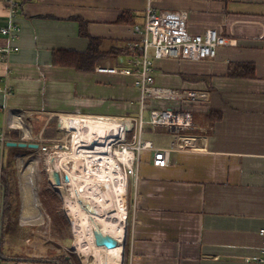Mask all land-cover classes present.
<instances>
[{
	"label": "crops",
	"instance_id": "0c3cea01",
	"mask_svg": "<svg viewBox=\"0 0 264 264\" xmlns=\"http://www.w3.org/2000/svg\"><path fill=\"white\" fill-rule=\"evenodd\" d=\"M148 2L26 0L18 17L19 40L10 42L0 33V87L5 77L11 85L8 94L0 90V131L14 130L13 120L24 135L32 128L43 137L50 135L55 119L69 130L77 117L71 115L138 116L136 76L99 67H130L134 25L144 22ZM153 5L188 11L191 34L213 28L235 44L219 48L213 59L154 63L157 86L206 91L208 99L145 102L148 116L152 108L191 110L195 128L186 134L197 144L173 149L165 167L153 164L151 151L143 152L140 177L133 180L129 264H264L255 259L262 255L259 230L264 228V0H154ZM7 21L5 0H0V27ZM90 38L99 40L105 54L92 66L54 63L55 52H84ZM10 44L20 50L5 58L2 49ZM99 116L85 117L107 119ZM83 117L78 121L95 126ZM120 120L115 124L122 135ZM144 139L159 147L175 140L150 125ZM5 240L2 264H51L15 261L18 254L7 250Z\"/></svg>",
	"mask_w": 264,
	"mask_h": 264
},
{
	"label": "built area",
	"instance_id": "2783aa9c",
	"mask_svg": "<svg viewBox=\"0 0 264 264\" xmlns=\"http://www.w3.org/2000/svg\"><path fill=\"white\" fill-rule=\"evenodd\" d=\"M26 0H5L7 24L0 27V33L6 36L10 42L19 40L22 28L18 22ZM154 0H149L145 14V20L142 24H135L136 42L131 44L132 59L130 67H99V70L111 73H121L136 76V85L141 90V108L138 116L134 117H114L99 115H71V116H99L108 118H119L123 125V134L115 131L110 137V149L105 156L116 158L122 151H131L130 164L123 163V170L128 178L136 182L139 179V169L144 151L153 153V164L159 167H165L170 164V154L173 149H186L196 147L197 138L186 134L188 130L195 128L194 114L188 109L176 108H152L148 118L145 114V102L150 98L178 99L181 101H205L208 99L206 91H179L172 88L160 87L155 84L154 63L161 59H189L204 60L213 59L218 56L219 48L226 45L235 44L234 39L227 37L213 28L206 29L201 34H191L187 28L189 13L186 10H156L153 5ZM19 46L10 44L4 46L2 51L5 58L19 51ZM3 85L0 90L8 94L11 91V85L8 79L2 78ZM15 114L13 115V117ZM62 115H60L59 119ZM19 122V121H18ZM59 124L62 126L60 120ZM154 128H163L167 130L175 140L170 146H155L151 141L144 139V133L147 126ZM14 130H18L20 138L17 140H30L29 142H38L39 148H43L42 143L45 139L36 134L31 128L30 136L23 134V129L19 123H9ZM67 129V127H65ZM67 136H70L71 130H68ZM9 141L6 130L0 131V142L5 144ZM66 141V140H65ZM38 148V149H39ZM64 149L62 154L71 153V143L66 141L61 145ZM39 149V150H40ZM20 163V162H19ZM18 163V166H19ZM122 163V162H121ZM64 178V175H63ZM127 185V188H128ZM128 213V211H127ZM126 217L127 214H126ZM3 195L0 190V249L3 228ZM262 244V255L255 257L258 262L264 263V228L259 230ZM0 264L2 259L0 258Z\"/></svg>",
	"mask_w": 264,
	"mask_h": 264
},
{
	"label": "bare ground",
	"instance_id": "6f19581e",
	"mask_svg": "<svg viewBox=\"0 0 264 264\" xmlns=\"http://www.w3.org/2000/svg\"><path fill=\"white\" fill-rule=\"evenodd\" d=\"M83 116H77L72 121L70 136H65L63 139L71 143V154L62 156L56 161L50 160V181L58 187L54 172H63L68 178L70 191L73 196V203L69 207L68 217L74 224L75 242L74 248L80 253L82 264H122L124 244L127 236V221H126V189L127 181L123 163L130 164L131 151H122L119 155V160L105 156L107 150L110 149V137L115 131L118 132L115 124L116 118L95 119L89 120L95 126L84 125V121H78ZM16 119V118H15ZM18 120L20 118H17ZM18 123V122H17ZM25 123V122H24ZM20 124V123H19ZM27 128V126H26ZM29 130V129H28ZM30 134V133H29ZM69 158V159H66ZM30 165L24 164L19 174V179L22 187V200L24 211L27 214H32L38 209L36 197L39 193L37 184L39 174V158H29ZM122 162V163H121ZM29 163V162H28ZM63 170V171H62ZM61 175V174H60ZM63 181V180H62ZM116 187L117 192L121 194L124 205L113 208L110 202L111 190ZM103 189L102 197L96 193L93 196L94 189ZM64 193V190H62ZM91 193V195H90ZM81 195L87 198L90 196L94 201L92 204L84 206L81 203ZM89 197V198H90ZM111 204L105 210H95V203L104 202ZM113 208V209H112ZM92 219L96 224L94 227L100 229L104 234L111 235L118 239L119 244L114 248L99 246L95 242L94 227H89L88 222ZM94 257L95 260H91Z\"/></svg>",
	"mask_w": 264,
	"mask_h": 264
},
{
	"label": "rangeland",
	"instance_id": "374dc122",
	"mask_svg": "<svg viewBox=\"0 0 264 264\" xmlns=\"http://www.w3.org/2000/svg\"><path fill=\"white\" fill-rule=\"evenodd\" d=\"M148 117V112L146 113ZM59 124V120L55 119L50 127L51 133L48 136H43L45 141L41 146L43 148L39 149H29L23 148L20 151H16L13 153H6L3 158L4 164H8L11 166L12 170V204L13 207L18 209L17 212H14V216L5 221L4 232L7 238L6 245L7 250L23 255H31L34 257H50V256H58V255H66L67 257L73 256L74 260L78 259L80 264H82L80 256L81 253L74 248L75 242V229L74 224L69 219V207L73 203V196L70 191V186L68 181L65 178L63 172H60L62 187H58L56 184H52L50 181V160L56 161L61 157V153L64 152V149L61 148V145L65 144L66 141L63 139L64 136H67L68 128L61 127ZM30 141V140H26ZM39 158V174L37 179V184L39 187V193L36 197V201L38 204V209L33 215V217H29V214L26 215L23 213L24 208L22 209V187L19 182V174L21 172L22 167L26 163V165H30L29 158ZM69 159V158H66ZM20 162V163H19ZM29 162V163H28ZM13 163V166H12ZM19 163V167H18ZM63 171V170H62ZM64 175V178H63ZM133 180L130 178V183L128 188L126 189V214L128 216L127 211L131 209L134 200L135 187L133 190ZM64 190V193H62ZM93 196L98 193L101 197L103 189H94ZM110 202L113 208H118L124 205V201L122 200L121 194L117 192L116 187L112 188ZM91 195V193H90ZM90 196L88 198L85 195H81V203L84 206L92 204V199ZM106 199L104 202L95 203V210H105L110 206L106 204ZM111 207V206H110ZM21 213L25 214L20 215ZM112 208V209H113ZM109 209V208H108ZM25 212V211H24ZM40 212V213H38ZM39 214V216H38ZM127 221V236L125 246L128 241H131V230L132 223L126 217ZM89 226L87 228L94 227L96 224L92 219L88 222ZM130 247V246H129ZM91 260H95L94 257H90ZM123 261L122 264H129L130 261V252H127L126 247L124 248L123 253Z\"/></svg>",
	"mask_w": 264,
	"mask_h": 264
},
{
	"label": "trees",
	"instance_id": "16d2710c",
	"mask_svg": "<svg viewBox=\"0 0 264 264\" xmlns=\"http://www.w3.org/2000/svg\"><path fill=\"white\" fill-rule=\"evenodd\" d=\"M119 22H124L123 19H119ZM90 46L84 52L79 51H72V50H60L55 52L54 54V63L59 65H69L75 66L79 68H84L85 66H92L95 61H98L100 57L103 58V53L100 52L97 44L99 42L98 39L90 38ZM47 129H44V134H47ZM10 134L9 137L11 140H18L19 139V132L18 130H10L8 131ZM19 147H9L5 144L2 145L0 142V190L1 194L4 196V205H3V228H2V237H1V245L4 242V225L5 221L10 220L14 216V212H17L18 209L13 207L12 204V170L11 166L8 164H4L3 158L6 151L11 153L20 151ZM13 166V163H12ZM128 219L130 223H132V210H128ZM130 241L126 244L127 252H130ZM3 254L1 253L0 249V258H3ZM15 261H34V262H41V263H51V264H80L79 260H74L73 256L67 257L66 255H58V256H50V257H25L22 255H16Z\"/></svg>",
	"mask_w": 264,
	"mask_h": 264
},
{
	"label": "water",
	"instance_id": "95a60500",
	"mask_svg": "<svg viewBox=\"0 0 264 264\" xmlns=\"http://www.w3.org/2000/svg\"><path fill=\"white\" fill-rule=\"evenodd\" d=\"M6 145L9 147H19L22 149L23 148L38 149L40 146L38 142H27L23 140H19V141L9 140L6 142ZM54 177L58 184L62 183L61 176L58 171L54 172ZM66 178H68V176H66ZM3 205H4V196H3ZM94 235H95V242L99 246H105L107 248H114L118 246L119 244V241L117 238L111 235H108V234H104L100 229H97L96 227H94ZM124 248H125V244H124Z\"/></svg>",
	"mask_w": 264,
	"mask_h": 264
}]
</instances>
